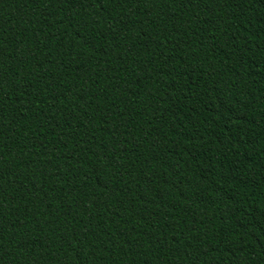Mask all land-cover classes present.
<instances>
[{
	"label": "trees",
	"instance_id": "trees-1",
	"mask_svg": "<svg viewBox=\"0 0 264 264\" xmlns=\"http://www.w3.org/2000/svg\"><path fill=\"white\" fill-rule=\"evenodd\" d=\"M0 264H264V0H0Z\"/></svg>",
	"mask_w": 264,
	"mask_h": 264
}]
</instances>
